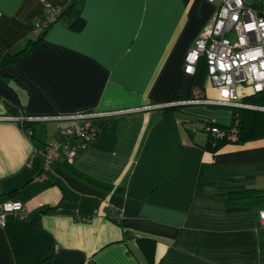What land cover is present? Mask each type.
Masks as SVG:
<instances>
[{"label": "crops", "instance_id": "0c3cea01", "mask_svg": "<svg viewBox=\"0 0 264 264\" xmlns=\"http://www.w3.org/2000/svg\"><path fill=\"white\" fill-rule=\"evenodd\" d=\"M219 3L0 0V63L36 38L48 7L71 9L0 66V200L30 210L0 229V264H149L139 239L155 242V264H264L259 209H233L217 190L247 177L264 189V136L214 149L206 123L230 125L232 109L205 103L217 90L185 73ZM78 113L104 115L99 135L49 168L41 151L68 121L10 119Z\"/></svg>", "mask_w": 264, "mask_h": 264}, {"label": "built area", "instance_id": "2783aa9c", "mask_svg": "<svg viewBox=\"0 0 264 264\" xmlns=\"http://www.w3.org/2000/svg\"><path fill=\"white\" fill-rule=\"evenodd\" d=\"M214 3L217 0H207ZM216 11L201 32L185 58V73L194 74L198 63L205 59L208 79L217 90L219 98L205 100V103L227 107H246L240 102L237 87L245 85L254 94H264V11L245 0H219ZM60 6H50L34 24L33 34L40 35L48 30L62 14ZM112 112L104 115H115ZM103 114L78 113L50 118L25 117L22 114L10 119L22 123L32 121L60 120L68 125L60 128L55 141L47 144L41 151L46 168L58 156L60 149L65 150V158L71 161L78 152L88 148L100 133L95 118ZM238 122L230 129L205 126V130L215 140L237 142L239 139ZM29 135L33 132L27 130ZM13 216L26 220L30 210L19 200H0V229L7 225ZM260 226L264 227V208L259 210Z\"/></svg>", "mask_w": 264, "mask_h": 264}, {"label": "trees", "instance_id": "16d2710c", "mask_svg": "<svg viewBox=\"0 0 264 264\" xmlns=\"http://www.w3.org/2000/svg\"><path fill=\"white\" fill-rule=\"evenodd\" d=\"M70 10L71 9H67L63 11L62 14L56 20L61 19L63 16L68 14ZM53 24L51 25V27L53 26ZM48 30L42 32L40 35H35L36 38L30 40L23 50L17 52L14 55H7L6 57H4V59L0 63V66L7 63H15L20 58L27 55L35 45L41 42V39ZM207 75L208 71L206 61L205 59H201L197 65L194 79V85H196L198 89L201 90L204 88V80ZM262 96L263 97L257 100H255L252 96L246 97L244 99V103L264 105V95ZM189 98H192V96H190ZM231 109L232 121L230 125H222L215 122H207L206 125L217 126L223 130H228L236 122H238L239 139L237 142H228L226 140H215L214 138H212V146L214 149H217L226 143H240L264 136V112L249 110L241 107H231ZM28 124L29 122H26L24 125ZM217 190L220 195L227 197L229 204L233 209H238L239 206L243 205H248V207L250 208H257L259 210L264 208V189H258L255 187V181L253 177H247L241 183H235L229 186L221 185L217 188ZM139 244L148 260V263L155 264V242L150 239H139ZM49 259L50 258L41 260L37 264L47 263Z\"/></svg>", "mask_w": 264, "mask_h": 264}, {"label": "rangeland", "instance_id": "374dc122", "mask_svg": "<svg viewBox=\"0 0 264 264\" xmlns=\"http://www.w3.org/2000/svg\"><path fill=\"white\" fill-rule=\"evenodd\" d=\"M252 89L245 86V85H239L237 87V92H238V97L239 99L242 100V98L248 93V92H251ZM219 98V95H218V92L214 95V99H218ZM236 124V123H235ZM234 126V125H233ZM238 127V126H237Z\"/></svg>", "mask_w": 264, "mask_h": 264}]
</instances>
